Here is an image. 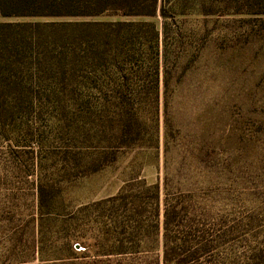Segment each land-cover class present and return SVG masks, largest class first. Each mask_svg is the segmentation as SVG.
I'll list each match as a JSON object with an SVG mask.
<instances>
[{"label": "rangeland", "instance_id": "obj_1", "mask_svg": "<svg viewBox=\"0 0 264 264\" xmlns=\"http://www.w3.org/2000/svg\"><path fill=\"white\" fill-rule=\"evenodd\" d=\"M208 22L205 44L189 47L187 40L188 54L168 61L157 110L144 105L150 121L131 145L120 138L115 106L66 62L28 64L31 79L7 75L0 91V264H164L173 249L190 248L188 255L203 247L209 252L195 264H264V15ZM198 46L206 49L199 54ZM132 179L130 195L144 202L140 227L110 228L104 201ZM137 180L159 185L158 230L147 222L154 192ZM40 185L49 201L44 214Z\"/></svg>", "mask_w": 264, "mask_h": 264}, {"label": "trees", "instance_id": "obj_2", "mask_svg": "<svg viewBox=\"0 0 264 264\" xmlns=\"http://www.w3.org/2000/svg\"><path fill=\"white\" fill-rule=\"evenodd\" d=\"M241 13L264 15V0H0L1 20H93L61 24L0 21V91L11 72L15 78L19 73L21 77L31 79L30 71L34 69L28 64L66 62L71 66L73 76L79 72L81 82L89 83L92 88L95 85L105 101L115 106L120 118V138H127L131 145L139 140L137 135L142 133L139 130L142 122L145 119L150 121L143 112L144 105L150 102V106L157 110L159 83L164 77L167 85L171 57L177 60L182 54H188L187 40L191 39L189 47L196 40L198 45L205 44L211 17ZM103 17L115 21L94 20ZM157 18L161 21L159 27L152 21ZM42 27H63L66 30L58 35L50 33L45 36ZM205 49L198 46L197 51L201 54ZM25 71L27 76L22 75ZM101 102L99 106H102ZM137 181L154 192L147 222L152 229L158 230L159 185L147 186L145 180ZM133 183L135 181L130 180L117 196L104 201L111 207L104 214L105 225L110 228L123 226L137 231L140 227L144 202L130 195L134 190ZM38 190V208L44 214L49 201L41 185ZM116 208L119 212L113 211ZM173 250L175 256L167 259L165 255L164 264H195L209 252L207 247L188 255L184 254L190 248L182 253ZM106 252L107 255L123 253L122 250ZM181 256L184 258L180 259Z\"/></svg>", "mask_w": 264, "mask_h": 264}]
</instances>
